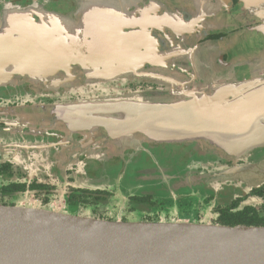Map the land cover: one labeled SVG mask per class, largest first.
I'll return each mask as SVG.
<instances>
[{
    "label": "flooded vegetation",
    "instance_id": "af4514ba",
    "mask_svg": "<svg viewBox=\"0 0 264 264\" xmlns=\"http://www.w3.org/2000/svg\"><path fill=\"white\" fill-rule=\"evenodd\" d=\"M7 15L32 20L42 34L58 31L53 41L68 55L60 57L66 67H56L50 88L29 82L0 87V205L25 206L30 199L41 208L74 207L77 216L124 222L207 223L202 211L210 209L215 224L219 208L240 212L252 202L244 210L264 219V185L246 193L241 181L211 182L221 165H235L217 151L142 143L115 152L54 125L49 114L42 120L30 111L118 94L171 104L183 92L211 95L261 82L264 0H0V27ZM262 160L264 147L247 155L248 163ZM139 173L155 180L142 187L165 192L153 188L116 205L117 196L104 188L113 177L118 187H136Z\"/></svg>",
    "mask_w": 264,
    "mask_h": 264
},
{
    "label": "water",
    "instance_id": "95a60500",
    "mask_svg": "<svg viewBox=\"0 0 264 264\" xmlns=\"http://www.w3.org/2000/svg\"><path fill=\"white\" fill-rule=\"evenodd\" d=\"M56 33L42 34L32 20L7 15L0 27V87L29 82L50 88L56 67L61 62L66 67L60 57L68 55L54 43ZM30 111L42 120L49 114L54 125L85 134L96 145L109 144L115 152L142 143L217 151L235 165L220 166L211 179L215 186L241 181L249 193L264 185V160L247 161L252 150L264 147V80L211 95L183 92L171 104L118 94ZM0 264H264V226L109 221L0 205Z\"/></svg>",
    "mask_w": 264,
    "mask_h": 264
},
{
    "label": "rangeland",
    "instance_id": "374dc122",
    "mask_svg": "<svg viewBox=\"0 0 264 264\" xmlns=\"http://www.w3.org/2000/svg\"><path fill=\"white\" fill-rule=\"evenodd\" d=\"M256 36L258 38V33H257V35H255L254 38H250L248 41L254 40L256 38ZM251 37H253V36H251ZM255 44H256V41H255L254 45ZM250 45H251V41L248 43V46H247V56L250 54V50L249 49L252 48L251 47L252 45L251 46ZM263 49L264 48L261 45H259L257 47V53L260 54ZM117 177L118 176H117V173H116L115 181H117V180L120 181V179H116ZM111 180H112V183L113 182L114 183L112 185H109L110 187L104 188V189H109L112 194L117 196L116 202H118V204H116V205H118V206H123L125 204V202L128 200V196H130V195H137V194L140 195V194H143V193H145V194L146 193H150L151 191H153V188H155V189L161 188L162 192H165V189H166V187H153V188L152 187H142L141 184H145V185H149L150 184V185H152L154 183L155 180L149 174H147V176L146 175H141V174L138 176V174H137L135 176V178L133 179L135 181L133 186L137 185V184H140V185H138L136 187H118V185L115 183V181H113L114 177ZM190 189L194 190L191 187H190ZM187 191H188L187 188H185V190L184 189H180V192H187ZM23 203L25 204L24 207H39L40 206L39 204H37L36 201L30 200V199H24ZM67 212L70 213V214H74L75 215L78 212V208L72 207L71 210H69ZM202 212H203V214H205V218H206L205 220H207L205 222L209 223V221L211 220V217H213V215L211 214V210L210 209H205Z\"/></svg>",
    "mask_w": 264,
    "mask_h": 264
},
{
    "label": "trees",
    "instance_id": "16d2710c",
    "mask_svg": "<svg viewBox=\"0 0 264 264\" xmlns=\"http://www.w3.org/2000/svg\"><path fill=\"white\" fill-rule=\"evenodd\" d=\"M15 186L16 185H12L11 187ZM218 212L220 214V217L218 223L216 224H222L226 226H264V219L249 215L252 212L250 209H246L240 212H233L230 209L224 210L222 208H219Z\"/></svg>",
    "mask_w": 264,
    "mask_h": 264
},
{
    "label": "built area",
    "instance_id": "2783aa9c",
    "mask_svg": "<svg viewBox=\"0 0 264 264\" xmlns=\"http://www.w3.org/2000/svg\"><path fill=\"white\" fill-rule=\"evenodd\" d=\"M58 208H59V207H58ZM55 209L58 210V211H59V210H60V211H64V210H65V209H60V208H59V209L54 208V210H55Z\"/></svg>",
    "mask_w": 264,
    "mask_h": 264
}]
</instances>
